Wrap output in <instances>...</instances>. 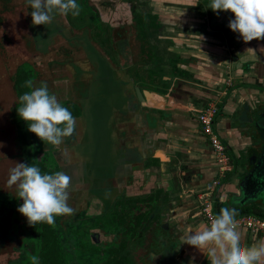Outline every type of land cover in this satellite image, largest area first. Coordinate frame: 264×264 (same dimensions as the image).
I'll use <instances>...</instances> for the list:
<instances>
[{"label": "crops", "instance_id": "0c3cea01", "mask_svg": "<svg viewBox=\"0 0 264 264\" xmlns=\"http://www.w3.org/2000/svg\"><path fill=\"white\" fill-rule=\"evenodd\" d=\"M210 2L155 0L156 8L153 5L161 31L151 42H156L158 51L157 62L150 68L161 69L163 74L161 82L149 86L167 96L169 106L164 112H155L160 115L155 123L158 130L151 133L156 149L145 171L136 172L134 182L130 178L118 184L120 195L125 193L127 198L149 196L152 203L145 207L153 210L157 204V212L166 216L171 239L178 242L173 251L165 253L156 248L150 253L148 242L137 248L136 264H209L203 253L184 242L189 229L195 231L207 224L199 214L198 196L211 184L216 170L208 142L200 133L197 111L212 101L219 103L216 131L233 160V176L218 190L220 201L236 190L244 174L243 151L250 140L243 135L245 118L240 115L244 107L264 103V39L245 43L228 28L234 16L213 12L208 8ZM71 78L69 74L64 79ZM1 141L0 136V145ZM55 149H61L63 164L71 166L77 161L72 157L74 149ZM237 230L242 246L264 241V231L253 234L243 227Z\"/></svg>", "mask_w": 264, "mask_h": 264}, {"label": "flooded vegetation", "instance_id": "af4514ba", "mask_svg": "<svg viewBox=\"0 0 264 264\" xmlns=\"http://www.w3.org/2000/svg\"><path fill=\"white\" fill-rule=\"evenodd\" d=\"M151 1L77 0L81 7L80 15L73 17L69 14L66 18L74 30H84L82 33L85 32L90 40L102 48H108L110 51L105 48L106 51L112 53L111 51L115 52L110 45L112 37L119 45L126 46V40L130 41L131 37L136 42L134 27L145 24L151 18L159 22ZM14 3L15 0H0V264H32V256L39 258V264L44 260L52 261L46 264H126L125 245H128L129 229L135 227V216L142 211L143 206L130 210V202L128 203V198L125 199V193L119 195L109 207L93 198L85 201V209L73 206L74 215L56 217L48 232L44 223L30 226L27 219L18 212L23 201L17 197L16 187L8 185L10 169L16 163L36 166L46 174L62 171L61 168L70 166L63 167L65 164L60 162L61 149H55L56 146L41 141L29 132L28 125L19 118L16 110L19 107V97L31 91L24 87L25 81L31 79L34 86L38 87L41 83L52 86L55 80L54 87L57 90L53 89L52 92L60 104L73 114L77 125L76 134L85 137L91 133L86 132L89 124L79 120L81 109L71 102L60 100L63 91L58 90L63 88L64 78L69 76L64 75L65 71H68L62 66V62L77 55L79 49L73 51V46L66 41L56 46L61 50L60 53H37L35 48H32L30 32L23 31L18 22L19 39L24 43L27 57L21 60L13 50L14 42L10 38L12 35L8 26V15L17 13ZM109 27L117 30L116 35H112ZM128 32L132 34L130 38ZM15 60L17 66L14 65ZM40 60L43 63H39ZM96 127L100 129L103 126L99 124ZM75 150L74 154L79 159L81 156L78 149ZM108 162L105 160V154H98L96 161H89L87 167L96 163L95 168L98 171L108 166ZM84 166L86 165L83 160L74 161L71 165L79 170L78 179L81 178L79 180L82 182L88 180L81 173ZM102 176L100 172L96 178H90L98 180ZM76 183L75 179L70 184L75 186ZM95 202L100 203L97 205L98 209L94 207ZM139 238L141 239L142 235ZM133 246L131 244L130 247ZM56 251L60 256L54 258Z\"/></svg>", "mask_w": 264, "mask_h": 264}, {"label": "water", "instance_id": "95a60500", "mask_svg": "<svg viewBox=\"0 0 264 264\" xmlns=\"http://www.w3.org/2000/svg\"><path fill=\"white\" fill-rule=\"evenodd\" d=\"M19 10L17 17L21 20L22 30L30 32L31 45L37 53H60L61 50L56 46L66 41L73 46V51L79 49L80 58L70 56L62 62V66L68 71L64 75L70 74L72 78H65L63 88L58 90L63 91L60 100L71 102L81 109L79 120L89 124L86 132L91 134L80 137L74 131L59 146L63 149H74L72 157L79 162L83 160L86 166L81 168V173L88 180L80 181L79 170L75 167L66 164L64 167L69 168L61 169L71 177V181L77 180V186L70 184L71 195L77 198L89 196L109 207L120 195L121 186L118 182H129L130 178L134 182L137 177L135 173L145 171L148 160L154 155L156 143L151 133L158 130L155 123L160 121V115L156 114L168 108L169 99L157 91L140 87L125 70L126 66L139 64L140 49L134 63L127 62L130 59L128 54L122 53L118 54L117 61L114 62L98 43L90 40L85 32L82 33L84 30H74L65 16L56 15L50 24L33 25L30 15L32 10L27 0H24ZM36 35L42 38L36 40ZM131 36L128 32V37ZM114 42L119 44L117 40ZM128 44L129 40H126V46L122 50ZM86 71L88 74H85ZM54 86L55 80L52 86L47 85L50 94H53ZM240 117L245 118L241 127L243 135L250 140L243 151L244 174L238 180L236 190L226 194L221 202L229 208L258 205L264 209V103L257 104L256 107H244ZM99 124L104 128L102 134H99L101 128L96 127ZM75 149H78L81 156L79 159L74 154ZM98 154H105L109 165L96 171V163L87 166L89 161H96ZM100 172L103 174L102 178H90H96ZM155 218L157 221L154 223ZM165 219L162 212H157L156 206L145 223L144 231L150 226L146 235L144 234V245L150 242V253L155 248L165 253L176 247L178 240L171 239L170 227Z\"/></svg>", "mask_w": 264, "mask_h": 264}, {"label": "clouds", "instance_id": "9594fccd", "mask_svg": "<svg viewBox=\"0 0 264 264\" xmlns=\"http://www.w3.org/2000/svg\"><path fill=\"white\" fill-rule=\"evenodd\" d=\"M27 4L32 10L33 25L50 24L56 15L77 17L81 12L77 0H27ZM208 8L231 13L234 19L228 28L245 43L264 39V0H211ZM24 87L31 91L19 97V118L41 141L61 145L75 131L73 114L50 94L46 83L36 87L29 79ZM70 183L71 177L62 171L46 174L25 163H16L8 178L9 187L15 186L17 197L23 201L18 212L30 226H51L56 217L74 215L75 209L68 204ZM237 214L235 208L222 207L208 224L195 231L189 229L184 243L203 253L209 264H264V241L242 246ZM31 261L39 264L37 256H32Z\"/></svg>", "mask_w": 264, "mask_h": 264}, {"label": "trees", "instance_id": "16d2710c", "mask_svg": "<svg viewBox=\"0 0 264 264\" xmlns=\"http://www.w3.org/2000/svg\"><path fill=\"white\" fill-rule=\"evenodd\" d=\"M112 30V35H116L115 30L112 27H109ZM138 28V29H136ZM135 30V39L136 42H138L140 44L139 49H140V62L138 65L134 66L130 72L132 77L134 78L135 82L137 85H139L140 87L144 88V89H148V90H152L151 86H149L151 83H156V82H161L162 81V70L158 69L156 67H152V69H146L145 66L147 64H155L157 62V47L156 46H152V40L155 39L157 37V35L160 34L161 31V26L159 24V22L155 19V18H151V20L145 22V24L140 25L139 27H134ZM117 31V30H116ZM125 33V32H124ZM140 36H139V35ZM113 37L110 40V45L113 49ZM145 63V64H144ZM16 95H18V92L16 91ZM228 150V149H227ZM231 159V163L233 165V160L231 158V156H229ZM244 163H245V155L243 153V157H242ZM238 163H236L237 165ZM233 176V172H230L226 178L224 179L222 184H227L231 178ZM220 196L216 195L214 198V203H213V213L214 215H217L219 213V210L222 207H227L224 203H222L220 201ZM128 203L130 205L129 209L133 210V209H137V207L139 206H143V208H147L145 211L143 209H141L142 211L140 213H138L135 216L134 221L136 222L135 227H133L132 229H129V233L134 234L136 232H139L140 235L143 234V232L145 233L146 231H148L149 226H147V228H145L144 231V227H145V223L147 222V220L149 219L151 213H152V209H150L149 206L145 207L146 205L150 204V202L152 203V199L149 198V196H138V197H131L128 198ZM157 206V204L155 203L153 206V209H155ZM237 211V216H236V220L243 218V217H256L258 219L264 220V209H262L261 207H259L258 205H251V206H247V207H236L235 208ZM152 210V211H151ZM161 210V209H160ZM151 211V212H150ZM129 216V214H128ZM157 221V218H155L154 222ZM45 230L48 232V228H50L49 225L45 224L44 226ZM45 237V236H44ZM145 237H142L141 239L143 240ZM138 239V238H137ZM45 241V247L48 246L46 240ZM128 241V245H125V250L127 253V263L126 264H136L135 263V257H136V251L133 253L132 249L133 247L131 246V241L130 239H127ZM135 242V241H134ZM133 242V243H134ZM127 243V242H126ZM146 246V245H145ZM59 253L56 251V253L54 254V258L59 257ZM52 261L49 260H44V262H42V264H46Z\"/></svg>", "mask_w": 264, "mask_h": 264}, {"label": "built area", "instance_id": "2783aa9c", "mask_svg": "<svg viewBox=\"0 0 264 264\" xmlns=\"http://www.w3.org/2000/svg\"><path fill=\"white\" fill-rule=\"evenodd\" d=\"M218 101H212L197 111V121L201 135L207 140L214 159L215 178L206 190L199 194V214L208 224L214 216L213 203L216 192L221 187L226 176L232 172L233 165L228 150L216 131V118L219 112ZM237 227L248 229L253 234L264 231V220L256 217H243L236 220Z\"/></svg>", "mask_w": 264, "mask_h": 264}, {"label": "rangeland", "instance_id": "374dc122", "mask_svg": "<svg viewBox=\"0 0 264 264\" xmlns=\"http://www.w3.org/2000/svg\"><path fill=\"white\" fill-rule=\"evenodd\" d=\"M23 2H24V0H15V3H14V8H15V10H16V12L18 13V11H20L19 10V7H21V5L23 4ZM151 3L153 4V5H155V0H152L151 1ZM155 8H156V5H155ZM17 13H15V14H9L8 15V17H9V22H8V26H9V29H11V30H9L10 32V34L12 35H10L11 37V39L13 40V42H14V48H13V50H14V52H15V54L16 55H18L19 57H20V59L21 60H23V59H26L27 57H26V50L24 49V43H23V41H21L20 39H19V23H20V18L19 17H17ZM19 22V23H18ZM8 28V27H7ZM26 28V27H25ZM21 31V30H20ZM130 31H132L131 29H130ZM35 38H36V40H38V39H41L42 38V36L39 38V36L38 35H36L35 36ZM131 38H132V40H131ZM130 38V40L131 41H129V44H128V46H127V48L125 47V49L124 50H122L123 48H124V46H122V45H119L118 43H116V42H113V50H115V52H116V55L118 56V54H128V56H130V63L131 62H135L137 59H138V54H139V46H138V43L137 42H135L134 40H133V37H131ZM31 41V40H30ZM152 46H156L157 47V45H156V42H154L153 44H152ZM161 47V46H160ZM106 47H103L102 49H103V51H105V53L106 54H109V56H110V58L115 62V61H117V57H116V55H115V52L114 51H111L112 53H110V52H108V51H110L108 48H106V49H108V51H106V49H105ZM158 51V50H157ZM39 63H43V62H41V60H40V62ZM145 64V63H144ZM14 65L15 66H17L18 65V63L16 62V60H15V63H14ZM150 66H152L151 64H147L146 66H145V68L146 67H148L149 69H150ZM128 72L130 73V72H132L131 71V69L130 70H128ZM131 74V73H130ZM99 133L100 134H102L103 133V131H102V128L99 130ZM30 141H28V143H29ZM26 143H27V140H26ZM15 147H16V144H15ZM14 149H16V148H14ZM1 160V159H0ZM119 196V195H118ZM117 196V197H118ZM116 197V198H117ZM85 197H83V198H77L76 196H73V195H71L70 193H69V200H68V204H69V206L70 207H72L73 208V206H75V208H79V209H85L86 208V202L85 201H90L92 198L91 197H89L88 196V198H85ZM127 198V196L125 195V199ZM93 199H95V198H93ZM98 204H100V203H97V202H95V208H97L98 209V207H97V205ZM79 205V206H78ZM150 205V204H149ZM81 206V207H80ZM100 209V208H99ZM142 235V237H144L145 235H143V234H141ZM139 236H140V233L139 232H136V233H134V234H131V233H129V235H128V239H130V241H131V244H133L134 246H133V249H132V251H133V253L137 250V248H141V247H139L141 244H142V242H144L145 241V238H144V240H142V239H140L139 238ZM138 238V239H137ZM135 241V242H134ZM134 242V243H133Z\"/></svg>", "mask_w": 264, "mask_h": 264}]
</instances>
